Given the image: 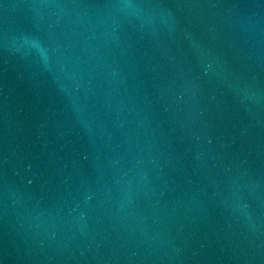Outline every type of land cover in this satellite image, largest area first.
<instances>
[{
  "label": "water",
  "instance_id": "95a60500",
  "mask_svg": "<svg viewBox=\"0 0 264 264\" xmlns=\"http://www.w3.org/2000/svg\"><path fill=\"white\" fill-rule=\"evenodd\" d=\"M0 264H264V0H0Z\"/></svg>",
  "mask_w": 264,
  "mask_h": 264
}]
</instances>
